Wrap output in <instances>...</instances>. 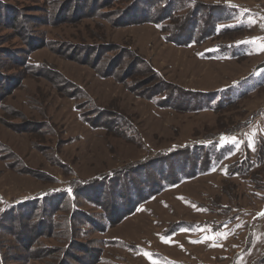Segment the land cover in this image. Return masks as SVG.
Returning <instances> with one entry per match:
<instances>
[{"label": "rangeland", "instance_id": "374dc122", "mask_svg": "<svg viewBox=\"0 0 264 264\" xmlns=\"http://www.w3.org/2000/svg\"><path fill=\"white\" fill-rule=\"evenodd\" d=\"M193 10L241 31L166 41ZM261 138L264 0H0V264H256L264 191L229 170Z\"/></svg>", "mask_w": 264, "mask_h": 264}, {"label": "trees", "instance_id": "16d2710c", "mask_svg": "<svg viewBox=\"0 0 264 264\" xmlns=\"http://www.w3.org/2000/svg\"><path fill=\"white\" fill-rule=\"evenodd\" d=\"M162 9H163L164 13H163V18L161 20H163V21L167 20L169 22V21H174L175 19L180 18V17L174 16V14L178 10V8L175 7L174 3L171 5V3L169 2L168 4H165V6ZM235 10H236V8H231V9L229 8L228 13L232 14V13H234ZM188 14H189L188 15L189 18H187V19L185 18V22H187L189 33L185 36H181V35L175 36V35L169 33L168 35H166L164 37L165 40L167 39L166 41L170 40V43L173 45L184 46V45H188L192 42L196 43V44L200 43V42L203 43L204 41H207L209 38L213 39V38H218L220 36H224V35L228 34L227 32L241 31V26L240 27H232V28H236V29H231V27H229L228 25H222L221 24L222 27H217L219 20L216 21V22H218L217 24L216 23L214 24L213 19L210 18V15H205L203 19L197 20L195 10H193L192 12H188ZM172 16H174V17H172ZM199 16L201 17L202 13L199 14ZM151 19L153 20L155 18H151ZM154 22L156 24H159L160 20L158 19V20H155ZM125 24L126 25H124V26L131 25L130 23H125ZM243 28L244 27H242V29ZM164 29H166L165 25L161 28V30L164 31ZM233 44L223 45L222 50L226 51L227 47H232ZM116 58H118V56H116ZM214 94H215L214 96H216L218 94H221V92H216ZM243 96H245V95H241V97H239L237 100H234V101H232L231 99L229 101V99H228L227 102H224L225 99L223 97H220V98L215 97V98H213V101L217 100V102L215 104H212L211 103L212 101L210 102V100H209L208 103H206L202 106H199V107L202 108V110H205V111L209 110V111L214 113L215 111L220 110L222 108L235 105ZM168 97H166V98H168ZM196 105H199V103H197ZM195 106L193 107V109H196ZM238 130H240V129L239 128L235 129L232 132H228L226 134H229V135L234 134ZM213 140H214V142H217V141H215V138H213ZM212 145H214V143ZM216 151H217L218 156L222 157L224 155L225 150H224V148H216ZM208 152H209V149L205 150L206 155L208 154ZM256 154H257V157H256V160H254V161L250 160L248 156H244V157H242L241 160L237 161L234 164L235 167H232L229 170V176H230V178L231 177H238L239 179H243V181L248 182V184L255 186L256 188H258L261 191H264V138L259 139L258 150L256 151ZM218 161H220V160H218ZM209 166H210V162H206L203 164V168H205V170ZM196 167H197V162L193 164L192 169H196ZM179 175L178 176L172 175V176H175L177 179H179L178 181H181L182 180V176H181L182 174L180 173ZM120 176H121V178L123 177L121 174H120ZM107 177L108 178H106L104 183L105 184L107 183L108 186L112 188L111 191L109 190V192L112 193L118 185L117 179L119 180V177H116V180L112 181L111 183H109V182L112 179H114V177H112V176H110V177L107 176ZM99 181H97V183H99ZM111 184H113V185H111ZM158 186H159L158 192H156L155 194H153L150 197L146 196V195H142V194L137 196L138 200L136 202H134L133 205L129 206L126 210H124L123 214H121L120 216H122V218H126L127 216L132 215L135 211V208H137L138 206H140L144 202H148V201L152 200L153 197L157 193H159L160 191L163 192L164 189L166 188L165 185L160 186V184H159ZM68 192H70V190H68ZM99 193H100V195L104 193L103 187H101V189H99ZM121 195H122V193L118 196L120 198V200H124L126 198L128 199V196L125 197V196H121ZM69 196H70L69 193H66V195L64 196L63 199H57L56 197H53V196L47 197V198H46V196H40L37 198L39 201H37L36 204L37 203L39 204V202L41 204H43L42 200L46 199L45 201H49V200H51V198H53V199L55 198L57 203H59L61 200H63V202H66V201L69 202ZM73 196L75 197V200H73V201L70 200L67 207H66V203H62L63 205H65V207L67 209H71L73 207L77 208V204H78L77 197H78V195L75 191L73 193ZM90 199H92V197H90ZM62 204H60V205H62ZM13 208L15 209L16 207H13ZM13 208H10V209L12 210ZM49 211H50V208H49ZM109 219L110 220H108V221L111 225L112 224L111 218H109ZM103 229H105V225L103 226ZM79 250L81 252L88 253L87 250L83 251L81 248ZM97 262H98V260L95 259V260H92L91 264H96ZM256 262H257L256 264H264V255L262 257H260Z\"/></svg>", "mask_w": 264, "mask_h": 264}, {"label": "snow or ice", "instance_id": "6c2138e0", "mask_svg": "<svg viewBox=\"0 0 264 264\" xmlns=\"http://www.w3.org/2000/svg\"><path fill=\"white\" fill-rule=\"evenodd\" d=\"M146 255H149V254H146Z\"/></svg>", "mask_w": 264, "mask_h": 264}]
</instances>
